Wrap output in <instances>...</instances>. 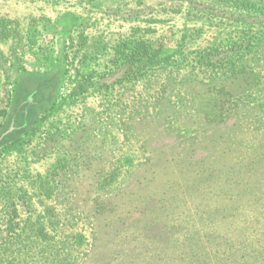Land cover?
I'll return each instance as SVG.
<instances>
[{"label": "rangeland", "instance_id": "1", "mask_svg": "<svg viewBox=\"0 0 264 264\" xmlns=\"http://www.w3.org/2000/svg\"><path fill=\"white\" fill-rule=\"evenodd\" d=\"M136 45L161 60L132 69ZM262 190L264 0H0V264H83Z\"/></svg>", "mask_w": 264, "mask_h": 264}, {"label": "trees", "instance_id": "2", "mask_svg": "<svg viewBox=\"0 0 264 264\" xmlns=\"http://www.w3.org/2000/svg\"><path fill=\"white\" fill-rule=\"evenodd\" d=\"M213 8L215 7L209 9ZM129 51V48L122 49L132 69H136L138 67L136 64L143 62V56L148 57L144 60L145 64L153 65L161 60H156L157 52H152L148 46L140 49L136 45L134 50ZM206 55L209 53L204 57ZM210 62V59L202 61L206 66H215ZM236 74L255 75L246 65L234 67L229 72L218 75L219 83H233L229 78ZM211 79L212 77L209 81ZM209 88L210 85L207 86V89ZM224 89L222 86L215 92V95H218L216 105L220 108L225 104ZM239 99L235 98L234 101ZM21 105L22 103L14 111L2 135L16 130L19 132L32 121L33 113H27ZM206 115L203 117L207 119ZM15 123L16 128L12 131L13 128L10 127ZM257 199V208L247 205L241 211L240 208L233 207L196 206L194 212L190 214L191 218L196 217L195 221H186L183 225L179 223L161 225L157 229L149 226L145 229L150 233L143 235V240L136 237L132 241L124 242L109 255L95 254L88 257L83 264H264V190L257 194ZM8 212L9 218L0 229V245L8 242L19 228L15 221V217L18 216L16 207L13 206ZM38 231L41 239L45 240L43 237L48 236L45 227L40 226ZM112 247L113 245L106 246L108 249ZM116 247L115 243L114 248ZM65 260V257L59 259L58 264H66ZM79 262L72 260L68 264H82Z\"/></svg>", "mask_w": 264, "mask_h": 264}]
</instances>
